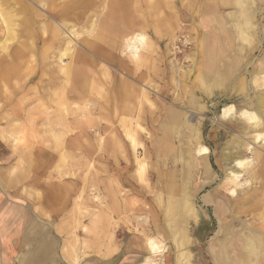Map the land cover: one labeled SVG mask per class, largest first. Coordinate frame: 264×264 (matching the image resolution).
I'll return each instance as SVG.
<instances>
[{"label": "bare ground", "instance_id": "1", "mask_svg": "<svg viewBox=\"0 0 264 264\" xmlns=\"http://www.w3.org/2000/svg\"><path fill=\"white\" fill-rule=\"evenodd\" d=\"M143 1L144 0H10L6 7L0 2V33L2 32L5 38L0 44L1 49H6V47L19 36V24L16 22L15 10L18 9V12H24L22 24L27 31L24 44L30 47L32 51L31 56L33 58L28 60V64L27 62H25L26 65L23 63L21 67V64L15 62L16 64L9 66V70H13L14 67H18L19 71H21L22 68L25 69L26 75L21 72L22 79L26 78V76H30L29 81L34 82V89L36 90L35 95L40 101L38 117L33 118L30 114H24V109L21 108L20 113L17 114L21 120V125L19 123L21 130H16V132L14 131L13 134L7 136L14 142L25 141V139L28 140L32 137L39 139L41 142L40 150L38 149L40 157V177L43 178L45 184L48 183L50 185V188L47 193L46 191L34 190L33 196L38 203L78 204L79 206H81V204H110L109 202L103 201L99 195L100 193L98 194L99 187L104 180L101 178V174L106 172L107 179L110 181V188H113L109 196L111 204H124L126 200L133 195L142 198L144 200L143 204H158L152 216V220L155 223L153 229L155 236H148L146 243L152 254L156 256L160 254L161 261L159 263H154L151 259L152 257H147L146 262L164 264L165 261H163V258L165 257V248L163 249L160 238H163L164 234L169 235L175 239L178 246H183L188 238L187 228L183 227L185 222L184 215L188 212H193L194 204H196L195 197L191 194L193 191L191 192V190L195 188L194 191H196V186L199 185V182L196 181L193 185L191 173H186V170H182L193 164L196 169V175L202 172L209 174L211 163L208 161L211 160L209 158L211 149L201 142V135L198 133L199 130L196 128L193 129L191 125L187 127L194 132V135L191 136V139L186 140L185 136H188L182 131L181 121L180 119L178 120L175 115L173 116L171 113L172 110L168 111V116L165 114V118L167 119L163 128L158 129L159 132L153 134L147 131L146 127L143 126V123L148 120L142 113L144 110L142 109L143 111L138 114L135 111V107L140 104L147 105L151 103L149 106L153 109L155 107V103L150 102L147 97L151 94L148 88H150L152 77L156 74L153 75V72L150 71V67L146 66L145 62L143 63V52L149 50V48L153 47L152 45L155 44L151 42L147 35V29L150 25L149 19L143 18L146 12L144 7L145 4H147L145 1L144 4ZM182 1L183 0H172L171 5H168L170 7L168 10L169 13H167L164 18L165 24L169 29L168 47L170 51L172 49L173 51H177L176 45L179 38L175 35V31L173 30L175 24L178 30L182 31V29L185 30L186 28L183 26V21L194 22V18L199 19L203 23L202 26L205 29L213 27V31L206 36V42L203 44L202 62L200 66H196L198 67L196 69L200 71L196 79L199 83L201 82V85L198 86L200 91L205 94H212L213 86L211 83L213 80L217 82L215 81V74L219 75V73H221L220 71L227 73L228 70H232L231 66H229V58L225 57L224 54L226 45L230 46L235 40L234 36L236 35L233 33V26L239 29V38L250 39V31L255 27L253 20L256 16V9H254L256 0H214L213 4L209 6V9L205 10V12H207L205 16L201 15L198 11L196 13V10L192 11V7L195 5L189 6L191 8V10L188 9V11H190L189 14H184ZM184 4L186 5V3ZM17 5H19V7H17ZM150 5L151 4H149V6ZM149 6L147 4V8ZM231 7L236 10L224 13L226 9H231ZM152 8L159 10L157 4H153ZM220 11H222V15L219 13ZM230 17L231 19H233V17L235 18V25L227 22ZM90 21L91 25L87 27ZM80 24L82 25L79 27ZM180 33L182 32H179V34ZM39 44H42V60L38 66H35V51H37L36 47ZM110 45L112 49H117L119 57L114 54L115 51L109 48ZM17 54L18 53H16V55ZM22 59L24 58H21V60ZM195 59L189 58V61L194 65ZM100 62L110 64L122 73L123 76L118 82V89L115 83L116 78L111 79L109 77L110 71L106 68L107 66L103 67V71L99 69L101 65ZM164 65L166 68H169L170 65V70L172 71L171 75H169L170 77H168L170 82L171 79L174 82L176 80L181 82L191 78L193 69L184 70V63L182 62H175L172 60L169 61V65L158 62L157 66L153 64L151 68L155 67V69L160 70ZM144 66L147 67V71L142 70ZM164 70L166 71V69ZM102 72L106 78L105 85H99L97 83L98 79L96 76ZM15 75H17V73ZM35 79H37V81H35ZM132 79L142 86L137 89L131 81ZM242 82L244 83V81ZM254 83L260 87L264 86V75H256ZM98 85L100 90L98 89ZM241 86H243V84ZM104 88L107 89L108 96L104 98H101V96L93 97L95 91L101 94ZM153 88L152 86V89ZM195 92H197L196 89L194 93ZM162 95L164 97H169L168 94L163 93ZM183 95H181V97ZM22 96L23 95H21V97ZM177 96L178 95H176L173 101L177 102L179 100ZM259 96V101L257 100L258 112L244 109L241 111L240 116L249 123L248 126H243L244 131L252 133L253 141L259 142L261 140L264 143V93ZM3 97L5 101L8 102L12 99L10 90L7 87L4 89ZM194 97L191 102H189L190 104L195 101ZM119 100H121V102L125 101L120 108L118 105ZM145 102H147V104H145ZM184 104L188 105V102ZM107 105H110L111 109H113V117H98ZM35 110L31 112L33 113ZM56 112H59V114ZM236 112V107L230 104L223 108L222 116L227 120H235ZM120 115L123 119H126V129L124 130L123 128L121 130L124 135L122 137L118 136L119 130H117V127H113V135L108 137L109 141L124 147V161L121 163L117 161L116 163V161L109 160L104 155H98L96 153L98 150L96 147L98 146L95 147L87 138L96 137L100 140L101 144L106 143V136H104V134L110 124L115 122V117L118 121L120 120ZM151 116L153 117V115ZM38 118H40V121H43L45 127L40 132L38 130L39 135L36 131L37 135H35V133L34 135H29L32 130L29 134L27 133V131H29L27 130L28 127L26 128L27 131L25 130L24 127L27 125L25 124L26 119V122L29 121L30 123V120L34 122V120L36 121ZM73 123L74 125H72ZM77 128H79V130L82 128V131L77 132L79 131L77 130L73 136ZM2 131L3 130L0 131V138L4 140L5 136ZM143 131L146 132V138L142 134ZM188 138H190V136ZM46 141L49 143L51 142L53 145L49 146L48 144L50 148H48V146L44 147V143H47ZM178 142H183V144L188 145V149H186L189 156L186 155L185 148L177 144ZM242 144L247 148L250 147V143L244 142ZM69 149L77 151L78 160L74 157L72 164L67 163L70 161L71 155ZM99 150H103L102 146ZM183 153H185L189 159L182 164L183 169L178 170V167L181 166L179 164V162H181V157L179 156L184 155ZM259 154L260 153L256 154V156ZM29 155H31V152ZM97 160L105 161L109 166L105 164L102 168L96 166ZM152 160L156 161L157 166L151 174L149 172V165L153 163ZM226 160H229V163L234 162L235 167H230V172L227 173L220 188L225 191L227 195L232 197L230 201H234V203L237 204H259L263 202L260 196L264 195V173L263 171L259 172L257 169V164L254 163L256 162L255 159L246 158L237 147H233V152L229 151ZM53 165L55 167H53ZM169 165L170 170L169 168L166 169L163 167H168ZM171 166H177V168ZM110 169H112V173H109L108 170ZM188 171H190V169H188ZM244 172L248 174V179L245 182H241L240 177ZM45 173L47 177L48 175H52L55 178L50 177L48 182ZM67 176L68 179L65 180ZM117 176H120L119 180L121 182L123 181L124 185L126 184L131 189L128 191L121 189V184L118 182ZM150 176L154 179L152 181L154 185L149 182L151 180H149ZM137 178L145 182V185H140ZM88 189H95V193L92 192L87 194ZM149 194H153V197H151L152 199H150V202H147ZM85 209V211H87L85 213L93 216L92 218H98L102 215L101 212L92 213L88 208ZM85 213L84 216H86ZM175 219H178L177 224L179 226L175 224ZM163 220L164 223L162 225L160 222ZM74 225L75 228L80 227L86 234L90 233V228L83 224L81 219H76ZM73 233H75L74 230ZM73 233L70 231L71 236L74 235ZM243 236L244 238H241V241H236V239L232 241L228 235H225L222 241L217 243V259L223 262V264H264V233L253 229ZM106 243L108 245V242ZM116 251L117 248L110 250L105 256H110ZM66 252L73 264H79L81 259L78 255L79 253L77 254L67 250ZM180 254L186 259V262H189L191 259V253L188 254L182 251Z\"/></svg>", "mask_w": 264, "mask_h": 264}, {"label": "rangeland", "instance_id": "2", "mask_svg": "<svg viewBox=\"0 0 264 264\" xmlns=\"http://www.w3.org/2000/svg\"><path fill=\"white\" fill-rule=\"evenodd\" d=\"M9 1L10 0H0V2L4 4V7L7 6ZM144 1L148 4V6L149 4L151 5L147 8V4H145ZM144 1V9L146 12L143 15V18L149 19L150 25L147 29V35L150 38L151 42H154L153 44L155 45H152L153 47H150L149 50L143 52V63L145 62L146 66L150 67V71L153 72V75L156 74L152 77V82L150 83L151 85L149 84L150 88H148V90L151 94L147 97L150 102L155 103V107L153 109L151 108V106H149L151 105V103L147 104V102H145V104L147 105H137L138 107H135V111L138 114L144 110L142 113L148 120L143 123V126L146 127L147 131L153 134L159 132L158 129L163 128V126L166 124L167 119L165 118V116H168V111L172 110L171 113L173 114V116L175 115V117L178 118V120L180 119L181 121L182 131H184L185 135H187L188 137L190 136V138L185 136V139L189 140L191 139V136L194 135V132H192L187 127L188 125H191L193 129L196 128L199 130L198 133L201 135V142L211 149L209 157L211 160L209 159L210 161H208L209 163H211L210 173L206 174L205 172H202L201 174L196 175V169L194 168L193 164L187 167L186 169L182 168V164H184L187 159H189V157H187L189 156V153L187 152L188 145L183 144V142L177 143L178 145L183 146V148H185L184 150L186 152H184L187 155L186 156L185 153H183L184 155L179 156L181 157V162H179L181 166L178 167V170L183 169L182 171L186 170V173H191L193 180L192 184L194 185L196 181H198L199 185L196 186V191H194L195 188L191 190V192L193 191L191 194L193 195V197H195L196 202V204H194V211L188 212L184 215L185 222L183 224V227L187 228L188 238L183 244V246H178L177 242L173 237L164 234V237L160 238L161 245L163 246V249L165 248V257L163 258V261H165L164 264H223V262H220L217 259V243L222 241V238L225 235H228L229 238L232 239V241H234V239H236V241H241L244 238L243 235L248 234L250 230L255 229L258 232L264 233V195L260 196L263 202L259 204H237L234 203V201H230L232 197L227 195V193H225V191L220 188L222 181L226 178L227 173L230 172V167H235L234 162L229 163L230 161L226 160L229 151L233 152V147H237V149L241 151V153L246 158L255 159L256 162L254 163L257 164V169L259 170V172L263 171L264 173V143L261 140L259 142L253 141L252 133L244 131L243 126H248L249 123L243 117L240 116L241 111L244 109L258 112L257 108L260 97L259 95L264 93V86L260 87L254 83V78L256 77V75H264V0L255 1L254 9H256V16L253 20V24H255V27L253 30L250 31V39L239 38V29L233 26V33L236 35L234 36L235 40L230 46L226 45V50L224 54L225 57L229 58V66H231L232 70H228L227 73L220 71L221 73H219V75L215 74V81L217 82H214L213 80L211 83V85L213 86L212 94H205L200 91V88L198 86L201 85V82L199 83V81L196 80L200 71L196 69L198 68L196 66H200L202 62L203 44L206 42V36L209 35L211 31H213V27L205 29L202 26L203 23L199 19L194 18V22L186 20L183 21V26H185L186 28L185 30L182 29V31H179L177 25L175 24L173 30L175 31V35L179 38V41L176 45L177 51H173V49L170 51V48L168 47L169 29L165 24L164 18L166 14L169 13L168 10L170 8L169 6L171 5L172 0ZM213 2L214 0H183L182 8L184 9V14H189L190 11H188V9L191 10L189 6L195 5L194 7H192V11L196 10V13L198 11L199 13H201V15L205 16L207 13L205 12V10H208L209 6H211ZM184 3H186V5ZM153 4H157L159 6L160 11L158 9H153ZM17 7H19V5H17ZM232 10L235 11L236 9L231 7V9H226L224 13ZM15 12L17 18L16 22L19 24V36L15 41H12L11 44L6 47V49L0 48V73H17L15 80H0V100L4 103L6 102L5 105L8 106V108H6L7 106H5V109H7H4L5 113L1 111L2 114L0 115V122H2L0 123V131L3 130L2 133L4 132L3 135L5 136L4 140L0 138V167H8V169L10 170H8V172L6 173L7 175L5 177V184L7 185V188L13 192H17L25 196V198H27L26 196L31 197V199L30 197L27 199L32 203L30 208V210L32 211V215L42 219L44 222H47L51 226L54 235L58 237L60 247L62 248L63 253H67V250L70 252H75L77 254L79 253L78 255L81 258L95 255L103 257L110 250H114L117 247L120 248L121 246L126 247L132 238H139L140 241H143L141 243L142 246H140L139 251L136 252V257L138 260L137 262H135V264H152L146 262L147 257H152L151 259L154 261V263H159L161 261L160 254L157 256L155 254H152L149 251L146 243L148 236H155L153 232L155 223L152 220V216L153 211L154 209H156V205L158 204H143L144 200L136 195L129 197L126 200V203L124 204H111L109 196L110 191L113 188H110V181L107 179L106 172H103L101 174V178L104 180L99 187L98 194L100 193L99 195L101 196L103 201L109 202L110 204H81V206H79L78 204H39L37 202L34 203L33 192L35 189L40 191H46L47 193L48 189L50 188V185L48 183L45 184L43 182V178L40 177L41 172L39 163V150L41 147V142L39 141V139L34 137L29 138L30 140L25 139V141L20 142H14L8 138V136L13 134L14 131L16 132V130H21V120L17 116V114L20 113L21 108L24 109V114H30L33 118H36L38 117V110L40 107L39 98L37 99L35 95L36 90L34 89V82L29 81L30 76H26V78L22 79L21 72L26 75V70L22 68L23 70L21 69V71H19L18 67H14L15 69L13 68V70H9V66L5 64L6 62H12L11 64H13L19 59L21 60V58H24L21 60L23 63L27 62L28 64V60H31L33 58L31 56L32 51L30 47L24 44L27 35V31L22 24L24 12H18V9L15 10ZM219 13L222 15V11H220ZM227 22L231 23L232 25L236 24L234 17L233 19H231L230 17ZM81 25L82 24H80L79 27ZM89 25H91V21L90 23H88L87 27H89ZM179 32L182 33L179 34ZM4 39V35H2L1 32L0 44L3 42ZM41 48L42 44H39L36 47L37 51H35V66H38L41 63ZM109 48L112 49L111 45L109 46ZM112 50L115 51L114 54L119 57L117 49L113 48ZM16 53L18 54L16 55ZM189 58H196L194 65L191 61H189ZM172 60L175 62L184 63V70L193 69L191 78L187 79L186 81L180 82L179 80H176L174 82L171 77L170 82L168 77H170L169 75H171L172 71L170 70L169 61ZM158 62H163L164 64L166 63V65H169V68H166L165 65L163 66V68L166 69V71L163 68H161L160 70L155 69V67L151 68L153 64L157 66ZM100 64L102 65H100L99 67L101 71H103V67L107 66L106 68L110 71L109 77L111 79L116 78L115 83L117 85L116 88L118 89V82L123 76L122 73L110 64H106L105 62H100ZM5 65H7L8 68L5 69ZM146 66L142 68L143 71H147ZM168 69L170 70L169 73ZM96 77L98 79L97 83L99 85H105L106 78L103 72L99 75L97 74ZM35 81H37V79H35ZM131 81L134 83V86L137 89L142 86L140 83L133 79ZM242 81H244V83ZM185 84L187 87L185 86ZM242 84L243 86H241ZM152 86L154 87L153 89ZM6 87L10 90L12 96V99L9 102L5 101L3 97L4 89ZM195 89L197 90V92H195L196 94L194 93ZM161 93L168 94L169 97H164ZM21 95L23 96L21 97ZM176 95H178L177 97H179V100L177 102L173 101L175 100ZM181 95L183 96L181 97ZM100 96L101 98L108 96L107 89L104 88L101 94H98V91L94 92L93 97ZM193 97L196 102L194 101L192 105L189 102H191ZM124 102L125 101L121 102V100H119V108L124 104ZM187 102L188 105H185L184 103ZM230 104H233L237 109V120H227L222 116L223 108ZM147 108H149L151 111ZM26 109L28 112L26 111ZM32 110L35 111L32 113ZM59 112L56 113L59 114ZM113 114V109H111L110 105H107V107L103 109V112L100 113L98 117L108 116L112 118ZM151 115H153V117ZM119 118V121L116 117L114 118L115 122L113 124H110V128L108 127L106 133L104 134V136H106V143L101 144L100 140L96 137L87 138L88 141H90V143L93 144L95 147L98 146L96 147L98 149L96 151L98 155H104L109 160L116 161V163L117 161L118 163L124 161V147L122 145L109 141L108 137L113 135V127H117V130H119V134H117L118 136L122 137L124 135L121 130L123 128L124 130L126 129V119H123L121 115L119 116ZM39 119L40 118H38V120L36 121L34 120V122L30 120V123L29 121L26 122V119L25 124L27 125H25L24 127L25 130L28 127L27 130L29 131L26 130L28 134L32 130L29 135H34V133L35 135H39V132L45 127L43 125V121H40ZM122 124L123 126L121 128ZM72 125H74V123ZM77 130H79V128L75 130L73 136ZM35 131L37 132V134ZM80 131H82V128L77 132ZM145 133V131L142 132L144 137H147ZM46 142L47 143H44L45 146L43 145L44 147H47L48 144L49 146L53 145L51 142V144L48 141ZM244 142L250 143L251 148H247L245 145H243L242 143ZM49 146L48 148H50ZM101 146L103 150H99ZM28 150L31 152V155H29L30 152ZM69 151L71 152V155L70 161H68L67 163L72 164L74 157L76 160H78L77 151H74L73 149H69ZM258 153L260 154L256 156V154ZM152 162L153 163L149 165V172L151 174L157 166L155 160H152ZM104 164L107 165V162L97 160L96 166L102 168ZM54 165L53 167H55ZM163 167L166 169L169 168L170 170V165L168 167ZM171 167L177 168V166ZM188 169H190V171H188ZM108 171L109 173H112V169ZM45 177L48 182L50 180V177L55 178L52 175H48V178L46 176V173ZM117 177L118 182L121 184V189L126 191L131 189L126 184L124 185L123 181L121 182L119 180L120 176ZM67 179L68 176L65 178V180ZM247 179L248 174L244 172L243 175L240 177V180L241 182H245ZM137 180L140 185H145V182L141 181L140 178H137ZM149 180V182L152 184V181L154 179H152L150 176ZM92 192L95 193V189H88L87 194H90ZM151 197H153V194H149L147 202L151 201ZM85 208H88L89 211L92 213L101 212L102 215L98 218H92L93 216L88 213H85L87 212L85 211ZM84 213L86 214V216H84ZM78 218L81 219L83 224L90 228V233L86 234L80 227L75 228L74 223L75 220ZM174 222H176L175 224H177L178 219H175ZM160 223L163 225L164 220ZM177 226L179 225L177 224ZM73 230L76 234L73 233ZM70 231L74 234H72L73 236L70 235ZM106 242H108V245ZM182 251L187 252L188 254L191 253V259L189 260V262H186V259L181 256L180 253Z\"/></svg>", "mask_w": 264, "mask_h": 264}, {"label": "crops", "instance_id": "3", "mask_svg": "<svg viewBox=\"0 0 264 264\" xmlns=\"http://www.w3.org/2000/svg\"><path fill=\"white\" fill-rule=\"evenodd\" d=\"M19 60L16 63L21 67L23 62ZM11 63L5 64L11 66ZM15 79V74L0 73V80ZM5 103L0 100V111L3 113L7 106ZM8 170V167H0V264H73L62 252L51 226L32 215V203L27 199L30 196L25 198L7 188L5 177ZM142 241L132 238L126 247H117V251L110 256H87L81 258L79 264H135L138 260L136 252L142 246Z\"/></svg>", "mask_w": 264, "mask_h": 264}]
</instances>
